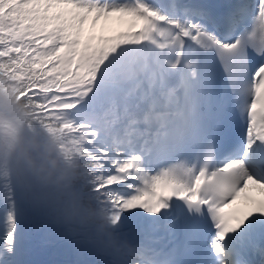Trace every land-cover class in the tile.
I'll list each match as a JSON object with an SVG mask.
<instances>
[{
    "label": "snow or ice",
    "instance_id": "6c2138e0",
    "mask_svg": "<svg viewBox=\"0 0 264 264\" xmlns=\"http://www.w3.org/2000/svg\"><path fill=\"white\" fill-rule=\"evenodd\" d=\"M24 123L86 160L123 258L29 204L0 149V264H264V0H0L7 153Z\"/></svg>",
    "mask_w": 264,
    "mask_h": 264
},
{
    "label": "clouds",
    "instance_id": "9594fccd",
    "mask_svg": "<svg viewBox=\"0 0 264 264\" xmlns=\"http://www.w3.org/2000/svg\"><path fill=\"white\" fill-rule=\"evenodd\" d=\"M6 142V134L0 131V149L6 153L3 162L23 198L62 227L121 261L124 241L89 191L87 162L82 155L66 153L55 135L36 124L20 125L17 146L10 153L6 152Z\"/></svg>",
    "mask_w": 264,
    "mask_h": 264
},
{
    "label": "bare ground",
    "instance_id": "6f19581e",
    "mask_svg": "<svg viewBox=\"0 0 264 264\" xmlns=\"http://www.w3.org/2000/svg\"><path fill=\"white\" fill-rule=\"evenodd\" d=\"M253 194H255V195H259V193H256V192H253ZM238 202V201H237Z\"/></svg>",
    "mask_w": 264,
    "mask_h": 264
}]
</instances>
